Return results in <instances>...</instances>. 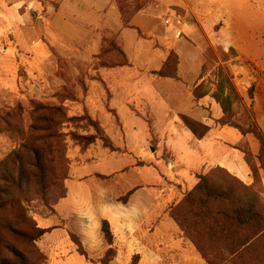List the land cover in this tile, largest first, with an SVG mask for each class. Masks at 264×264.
<instances>
[{
    "label": "rangeland",
    "instance_id": "rangeland-1",
    "mask_svg": "<svg viewBox=\"0 0 264 264\" xmlns=\"http://www.w3.org/2000/svg\"><path fill=\"white\" fill-rule=\"evenodd\" d=\"M61 1L0 0V161L15 151L34 159L30 150L42 148L51 180L47 205L32 185L24 203L0 207V264H20L13 252L30 264H100L105 255L110 264H209L204 253L219 244L203 227L195 244L172 215L184 214L179 203L197 175L255 193L264 213L260 171L251 179L218 161L249 143L218 123L211 97L222 74L239 98L234 114L250 110L264 132V0H132L126 12L113 1L110 20L86 28L77 11L65 22ZM171 52L178 80L208 92L180 111L153 74ZM173 112L194 120L197 132L198 124L209 128L202 146L179 134L182 122L170 124ZM53 125L58 157L45 139ZM199 153L209 159L202 167ZM103 220L113 238L108 254ZM244 259L264 264V238Z\"/></svg>",
    "mask_w": 264,
    "mask_h": 264
},
{
    "label": "trees",
    "instance_id": "trees-1",
    "mask_svg": "<svg viewBox=\"0 0 264 264\" xmlns=\"http://www.w3.org/2000/svg\"><path fill=\"white\" fill-rule=\"evenodd\" d=\"M113 1L117 4L120 12H126L132 4V0ZM175 59V54L171 52L160 69L153 72V74L159 78L178 79L176 74L177 61ZM218 77L220 79L215 85L214 93L211 95L222 114L218 123L234 128L239 134L247 138L249 147L242 152L251 179L259 171L264 176V132L257 125L250 110H245L246 116L242 118L234 114V108L240 106L239 98L227 78L223 77L222 74H219ZM197 88L198 86L191 90L194 100H199L208 93L198 95L196 93ZM251 91L252 87L249 90L250 97ZM84 117L87 120L90 119L88 116ZM180 119L197 139H202L209 131L207 126L198 124L204 128V131L197 132L194 120L186 116H181ZM47 121L49 120L47 119ZM89 121L95 127L98 126L96 121L91 119ZM50 128V134L45 138L50 139L47 148L55 147V150H49L48 152L49 155L55 152V157L56 155L58 157L59 150L56 143L61 139V133L55 129V125ZM83 139L89 142L94 138ZM101 139L112 151H117V148H114L110 142H106L107 138L101 137ZM29 153L34 159L31 157L24 158L20 152L15 151L0 161V207L14 202L24 203L27 189L32 185H38L43 190L42 200L47 205L44 190L49 187L51 180L47 179L48 169L45 166L44 149L30 150ZM13 167H16L17 170H14ZM50 176L53 177V174ZM101 178L105 179L106 177L101 176ZM196 179L197 183L194 189L179 203L185 210L184 214L181 217L171 214L174 221L195 244H197L195 235L201 231V227L206 231L204 234L208 239L219 244L217 250L209 254L204 253L209 264H249V261L243 260V258L251 252L252 246L259 244L261 239L264 238V213L254 203L257 195L249 192V190L240 194L236 193L231 187L223 189L213 184L204 175H197ZM132 191H129L124 197L127 198ZM49 211L51 215L55 213L52 207L49 208ZM49 230L50 228L39 230L40 236ZM101 230L109 246L106 252L108 254L113 238L106 220L102 221ZM240 232H243V235ZM73 238L75 242L78 241L74 236ZM13 254L18 257L20 264H30L20 253L13 252ZM100 264H110L106 255L100 260ZM131 264H135L134 261Z\"/></svg>",
    "mask_w": 264,
    "mask_h": 264
},
{
    "label": "crops",
    "instance_id": "crops-1",
    "mask_svg": "<svg viewBox=\"0 0 264 264\" xmlns=\"http://www.w3.org/2000/svg\"><path fill=\"white\" fill-rule=\"evenodd\" d=\"M113 0H62L61 6H60V12L63 16V18H66L65 22L68 23L67 14L68 12L72 11L75 13V11L79 12V19H78V25L86 28L87 24L93 20H110L107 16L106 12L108 9H113L112 3ZM94 18V19H93ZM110 22V21H109ZM159 82H162L165 86L164 90L159 91L161 95L164 97V101L170 105L168 102H172L173 105L170 107V109H176L180 111L179 109L184 108V103H187V106L192 104V95H191V89H189L185 83H182L178 79H170V78H159L156 77ZM153 104V103H151ZM165 108H169L165 104ZM221 116V111L219 110L218 117ZM173 121L170 124H173V127H177L175 125V121H179L181 123L180 116L177 115L175 112H173L172 118ZM168 123V124H169ZM227 128L234 129L231 127L226 126ZM174 128V129H175ZM237 131V130H236ZM179 134L185 135V137H192V141L195 142V146H202L205 142V140L208 138V133L202 138L197 139L190 131L186 128H180L178 127ZM238 133V132H237ZM232 137H235L239 139L242 135L238 133V135L235 134V136L231 133ZM175 138H178L175 134ZM234 151H237L235 148L232 149ZM238 152V151H237ZM239 153V152H238ZM240 156L235 154L234 152L228 154L225 157H221L218 161H221V164L226 167V169H229L236 173H242L247 170V165L244 161V154L240 151ZM234 156H236L234 158ZM196 161V167H202L204 162L206 160H209L208 158H203L202 155L199 153L197 156ZM216 163V162H215ZM224 167V168H225ZM227 170V171H229ZM246 176V175H245Z\"/></svg>",
    "mask_w": 264,
    "mask_h": 264
},
{
    "label": "built area",
    "instance_id": "built-area-1",
    "mask_svg": "<svg viewBox=\"0 0 264 264\" xmlns=\"http://www.w3.org/2000/svg\"><path fill=\"white\" fill-rule=\"evenodd\" d=\"M165 23L170 24V20L169 19L165 20Z\"/></svg>",
    "mask_w": 264,
    "mask_h": 264
}]
</instances>
